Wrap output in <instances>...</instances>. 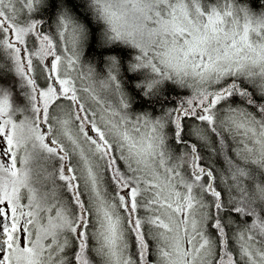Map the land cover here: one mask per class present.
Instances as JSON below:
<instances>
[{"label": "snow or ice", "instance_id": "6c2138e0", "mask_svg": "<svg viewBox=\"0 0 264 264\" xmlns=\"http://www.w3.org/2000/svg\"><path fill=\"white\" fill-rule=\"evenodd\" d=\"M0 264H264V0H0Z\"/></svg>", "mask_w": 264, "mask_h": 264}]
</instances>
